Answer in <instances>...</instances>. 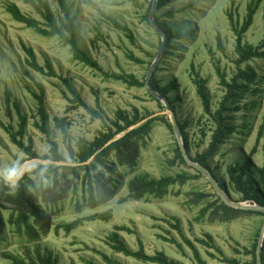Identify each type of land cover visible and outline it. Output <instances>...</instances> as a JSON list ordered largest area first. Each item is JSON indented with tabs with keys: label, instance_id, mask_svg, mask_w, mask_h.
Returning <instances> with one entry per match:
<instances>
[{
	"label": "rangeland",
	"instance_id": "rangeland-1",
	"mask_svg": "<svg viewBox=\"0 0 264 264\" xmlns=\"http://www.w3.org/2000/svg\"><path fill=\"white\" fill-rule=\"evenodd\" d=\"M46 1L60 22L62 14L57 1ZM149 1L66 0L71 14L77 17L76 40L79 47L109 74H133L138 79H145L148 63L153 60L159 47L158 34L143 20ZM249 2L250 0H174L157 14L161 16V22L166 28L173 32L196 31L192 42L172 40L171 44L177 50L170 49L171 55L164 60L161 58L158 65L160 70L156 73L161 86H175L168 96L174 101L176 119L180 123H188L185 132L192 157L207 149L213 128V124L203 113L193 80L206 81L211 111L217 110L226 92L220 84V76H224L229 83L237 74L234 64L237 59L234 51L236 36L233 29H239L244 22ZM9 3L15 4L25 15L41 21L39 15L23 0H0V165L10 163L18 156L26 158L11 143L4 129L11 127L16 132L18 128L13 107L11 115L5 108V92L11 94V98L20 104L27 116L23 142H32L39 159L49 154L48 141L55 142L58 153L65 159V162H61L64 164L62 166L74 165L69 163V146L76 151L79 139L93 141L102 131L105 122L116 120L118 111L132 114L133 109H136L140 116L146 118L164 111L156 101L151 100L146 88H130L121 82L104 78L89 67L72 61L69 47L62 45L57 38L42 37L15 22L6 12ZM108 18L127 26L134 35L135 44L130 43L124 33L114 28ZM263 40L264 0L256 11L252 25L242 35V43L256 47ZM23 45L33 49L41 66L50 62L58 76L68 78L86 105L99 112L103 118L91 119V115L82 107L66 112L69 103L63 96L64 88L60 80L29 69L25 63ZM127 54H132L144 64L133 63L127 58ZM247 66L253 68L255 81L247 86L244 95L232 102L231 107L239 109L227 113V117L235 131L209 163L218 181L226 183L231 198L236 202L241 201V194L233 189L226 169L231 165L243 164L244 157L251 153L255 145L259 127L264 120V61L253 60ZM241 69L244 70L245 66H241ZM260 79L263 81L256 84ZM36 84H41L44 90L48 136L40 133L33 125L39 120L37 103L33 97L34 93H38ZM54 118L67 120L68 138L56 127ZM174 144L173 134L162 122L156 121L139 142V156L133 170L117 165L116 156L112 154L106 162L115 167L111 177L118 182V190L112 199L96 207H92L87 195L83 194L81 179L76 186L70 185L63 194H55L54 201L47 206L42 196L47 191V183L34 174L30 175L29 179L34 185L30 190L38 198L39 205L48 210L49 214H54L51 225L47 233L39 231L36 239L29 240L25 236H18L6 224V238L0 243V264H12L14 260L30 263L37 250L42 254H50L57 264H147L114 252L108 241L114 232L118 233L132 251H137L139 239L148 255L163 252L168 258L181 264H197L181 235L194 244L206 264H226L219 262L221 257L235 259L240 264L249 261L250 256L245 255L243 250L251 249L263 218L244 214L225 221L219 218V211L212 213L215 209L212 207L200 219L201 210L212 199L206 198L198 203L194 194L213 193L203 177L191 179L183 186L175 185L161 199L144 195L138 200L122 201L128 194L127 182L135 175L159 179L181 173L188 176L194 174L188 166H171L168 163L174 155ZM256 148L251 156L253 170L246 171V178L261 189L258 170L264 167V130ZM3 205L6 207L1 209L2 215L7 220L9 204L0 199V206ZM108 212L112 216L109 221L97 217ZM174 219L180 224L181 234L173 227ZM76 221L82 223L66 233L64 226ZM117 227H124L131 233L117 231ZM206 235L212 237L215 249L196 243L197 239L206 240ZM167 239H174L182 249L165 241ZM235 250H238V254ZM103 255L111 262L104 260Z\"/></svg>",
	"mask_w": 264,
	"mask_h": 264
},
{
	"label": "trees",
	"instance_id": "trees-1",
	"mask_svg": "<svg viewBox=\"0 0 264 264\" xmlns=\"http://www.w3.org/2000/svg\"><path fill=\"white\" fill-rule=\"evenodd\" d=\"M59 9L62 14V19L60 22L57 21L54 13L49 7L46 0H23V2L29 5L40 17L41 21L36 20L28 15H25L20 11V9L12 3L7 4L6 12L11 16V18L26 28L32 29L36 34L45 37V38H57L58 41L64 45L68 46L71 53V60L77 63H80L95 72L99 73L106 79H112L114 81L121 82L130 88H145L144 77L138 79L133 74H109L105 72L96 60H94L85 50L81 49L77 43V17L72 15L70 12V7L67 6L66 0H56ZM174 0H157L156 12L154 16L155 23L157 26L165 33L166 35V44L163 50V60L171 55L170 49H176L172 46L171 42L174 39L177 40H186L192 42L195 30H189L185 33L173 32L166 28L165 24L161 22V16L157 15L162 10L167 8ZM262 0H250L247 6V14L244 22L242 23L239 29L234 28L235 47L234 51L237 56V59L234 61V64L237 69V74L231 79L228 83L224 76H220V84L225 88L226 92L220 101L217 110L211 111V104L208 92L206 91L205 84L206 81L203 79L193 80V83L196 87V94L200 100V104L205 116H207L210 122L213 124L212 133L210 135V141L207 145V149L201 154H197L192 157L190 155V142L188 136L185 132L188 123H180L178 120V125L182 134V140L184 147L192 158L194 162L199 163L207 170L210 171L211 175L216 179L224 192L231 197L230 192L226 186V183L218 181L216 175H214L213 170L210 167V161H212L217 154L219 153L220 147L226 142L229 138V135L235 131L233 124L230 123L227 117V113L231 111H236L238 107H231L232 102L238 100V98L244 95L247 92V86L252 84L255 81V74L253 68L247 66L248 62L253 60H263L264 61V40L259 46L253 47L248 44L242 43V35L246 33L249 27L253 23L254 16L258 10ZM152 0L149 1L145 14L143 15V20L148 24V14L151 8ZM110 23L114 28L124 33L130 43L135 44V39L132 31L127 27L120 25L115 20L108 18ZM160 44V37H159ZM221 48V44L219 43ZM22 49L25 53V63L29 69L39 73L43 76L49 78H58L63 85V96L68 101V105L65 109L66 112H70L77 108L82 107L90 115L91 119H102L103 116L89 108L86 103L81 98L79 92L73 87L70 80L66 77H61L56 74L53 69V66L50 62H46L44 66H41L35 57L34 51L30 47L22 46ZM127 58L135 64L143 65V61L135 58L132 54H127ZM153 58V56H152ZM154 59V58H153ZM152 60L148 63L150 66ZM162 63V62H161ZM245 66V69H241V66ZM160 70L157 66L156 70L151 76V86L152 88L165 97L173 112L175 113L174 101L168 96L171 90L175 87L173 84H168L161 86L157 80L156 73ZM241 81V82H240ZM263 80L260 79L256 84L258 85ZM38 93H34L33 97L37 103V115L39 120L33 123L34 127L37 128L40 133L45 136L49 135L48 130V116L46 115L44 108V90L41 84H36ZM256 90L253 91L255 93ZM151 100L156 101L157 104L164 109L162 104L153 98L151 94L147 91ZM5 108L10 114L11 108L13 107L15 114L18 120L17 131L14 132L11 127L4 128L9 135L11 143L16 146V148L23 153L27 159H36L39 158L36 151L33 149L32 142L25 144L23 142V136L27 127V116L23 113L20 104L11 98L9 92H5ZM146 117L140 116L139 112L136 109H133L132 114L127 112L118 111L116 115V120L114 122H105L103 124V129L100 131L93 141L89 142L85 139H79L76 142V151H74L70 146L68 147L70 151V164H82L89 161L92 157V161L85 165H65V166H55L50 165L47 176V191L43 193V201L48 206L49 203L54 201L56 197L55 194H63L68 190L69 186H76V183L79 179L82 181L83 194L87 195L89 203L92 207L100 206L104 204L107 200H110L114 197L116 191L118 190L117 183L112 179L111 175L115 170L113 164H109L106 160L114 154L116 156L117 165L127 166L129 170H133L136 166V160L139 156V142L153 127V123L156 121L162 122L165 127L172 133L171 126L169 121L164 116H156L140 126L132 129L131 131L125 133L116 142L108 145L103 148L105 144L112 139L114 136L124 133L127 128L136 125L137 123L144 120ZM56 127L62 132L65 138H68L67 132V120L65 118H54ZM264 130V120L259 127L258 134L256 136L255 145L251 150V153L244 157L243 164L231 165L226 169L227 176L233 187V189L241 194V201L239 202H253L260 206L264 207V167L258 170L259 184L261 189L252 183L251 180L246 178V171L253 170V164L251 162V156L256 152V147L260 142L263 136ZM174 155L171 160H168V163L171 166L183 165L187 167L181 157L178 146L175 142L174 144ZM48 155H45L41 159L50 160L53 162H65V159L62 155L58 153V146L55 142L48 141ZM99 151V152H98ZM102 168V170L100 169ZM106 170V172L104 171ZM192 176H188L184 173L176 174L174 176H164L159 179L149 178L146 175H135L127 182L128 194L126 198L122 201H127L129 199L138 200L144 195H149L157 199H161L168 195L170 189L175 185L183 186L191 179L201 178L202 176L195 170ZM34 174L35 176L41 178L37 172L26 174L20 183L19 189L12 194L9 188L3 184H0V199L3 203L9 204V215L7 220L4 219L2 215V210L5 205L0 206V243L5 240L6 236V224L12 227V230L20 237L25 236L29 240L36 239L38 237V232L47 233L49 226L51 225V218L54 216L53 213H48V210L41 208L38 203V198L30 190V187H33L32 180L29 179V176ZM36 188V186H35ZM83 197L85 198V196ZM196 201L199 203L200 200L211 198L206 208L201 210L199 218H204L208 211L214 207L213 214L220 212L218 215H221L219 218L224 219L225 221L233 220L236 215H256L263 218L264 223V213L262 212H250L242 211L227 207L224 205L217 196L212 194H194ZM212 214V215H213ZM218 215L216 217H218ZM101 220L109 221L111 219V213L108 212L105 215L97 216ZM175 220V225L173 226L179 234L181 231L179 229V222ZM81 221H76L70 223L65 227L66 233H70L72 230L76 229L80 225ZM117 231H127L128 229L124 227H117ZM131 233V232H129ZM260 228L257 231V235L254 238L251 249L248 250L244 248L243 253L250 256V260L242 264H255V250L257 246V239L259 238ZM183 242L189 247L192 253V257L197 264H206L204 260L201 259L198 250L194 244L181 235ZM204 239L195 240L196 243L200 246L206 248H213L212 237L210 235L205 236ZM110 248L116 252L123 254L126 257L135 259L136 261L147 263V264H181L170 258H168L163 252H156L153 255H148L143 247L142 242L138 241L137 251L130 250L126 244L121 240L117 232L112 233L109 238ZM172 244H175L177 248L182 249V246L177 243L174 239H167ZM238 254V250L234 251ZM211 258H214L212 254H209ZM104 260H108L106 256H102ZM111 262L110 260H108ZM219 262L226 264H240L235 259H227L221 257ZM261 263L264 264V240L261 250ZM12 264H57L56 260L52 258L50 254H42L40 251L34 252V260L30 263L24 261L14 260Z\"/></svg>",
	"mask_w": 264,
	"mask_h": 264
},
{
	"label": "water",
	"instance_id": "water-1",
	"mask_svg": "<svg viewBox=\"0 0 264 264\" xmlns=\"http://www.w3.org/2000/svg\"><path fill=\"white\" fill-rule=\"evenodd\" d=\"M156 6H157V0H152V4H151V8L148 14V21L150 26L152 27V29L158 34V36L160 37V44L157 50V53L154 57V59L152 60L147 73L145 75V79H144V83H145V88L146 90L151 94V96L153 98H155L156 100H158L162 106L164 107V111L153 115V116H149L147 118H145L144 120H142L141 122L137 123L136 125H133L129 128H127V130L119 135L114 136L112 139H110L103 148L107 147L108 145L116 142L117 140H119L121 137H123L125 135V133L131 131L132 129L140 126L141 124L145 123L146 121L156 117V116H164L168 119L169 124L171 126V130H172V134L174 136L175 142L178 146V149L180 151L181 157L185 163L186 166H188L189 168H191L192 170H195L196 172H198L203 178L206 179V181L208 182V184L210 185L211 189L213 190V193L217 196V198L227 207L233 208V209H237V210H242V211H250V212H262L264 213V207L260 206L256 203H249L248 201L245 202H236L234 201L230 196H228L224 190L221 188V186L219 185V183L216 181V179L211 175L210 171L207 170L205 167H203L202 165H200L197 162H194L192 160V158L189 156V154L187 153L185 147H184V143L182 140V134L176 119V115L173 112L171 105L169 104V102L167 101V99L165 97H163L162 95H160L159 93H157L151 86V76L153 74V72L156 70L157 66L160 63V60L162 58L163 55V50L165 48V44H166V35L165 33L157 26V24L155 23L154 20V16H155V12H156ZM99 152V151H98ZM39 159V158H36ZM93 159V157L82 164H74V165H85L88 164L89 162H91ZM50 164H56L58 166H62L64 165L61 162H53V161H49ZM263 240H264V223L262 224L261 228H260V233H259V238L257 241V246H256V250H255V264H262L261 263V250H262V245H263Z\"/></svg>",
	"mask_w": 264,
	"mask_h": 264
},
{
	"label": "clouds",
	"instance_id": "clouds-1",
	"mask_svg": "<svg viewBox=\"0 0 264 264\" xmlns=\"http://www.w3.org/2000/svg\"><path fill=\"white\" fill-rule=\"evenodd\" d=\"M49 167L50 163L46 159H27L18 156L10 163L0 165V184L7 186L11 193L15 194L26 174L38 171V175L46 182Z\"/></svg>",
	"mask_w": 264,
	"mask_h": 264
}]
</instances>
